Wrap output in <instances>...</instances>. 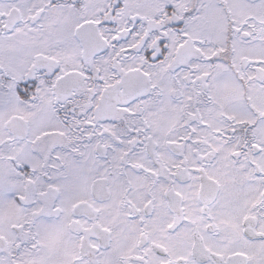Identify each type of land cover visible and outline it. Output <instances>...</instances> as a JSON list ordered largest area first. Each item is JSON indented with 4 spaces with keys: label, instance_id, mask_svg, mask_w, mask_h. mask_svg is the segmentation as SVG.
<instances>
[{
    "label": "snow or ice",
    "instance_id": "6c2138e0",
    "mask_svg": "<svg viewBox=\"0 0 264 264\" xmlns=\"http://www.w3.org/2000/svg\"><path fill=\"white\" fill-rule=\"evenodd\" d=\"M0 264H264V0H0Z\"/></svg>",
    "mask_w": 264,
    "mask_h": 264
}]
</instances>
